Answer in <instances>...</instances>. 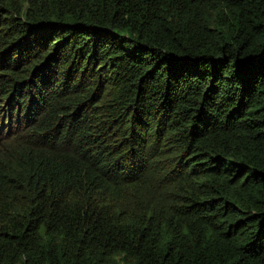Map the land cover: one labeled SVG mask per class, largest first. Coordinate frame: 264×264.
<instances>
[{
  "label": "trees",
  "instance_id": "trees-1",
  "mask_svg": "<svg viewBox=\"0 0 264 264\" xmlns=\"http://www.w3.org/2000/svg\"><path fill=\"white\" fill-rule=\"evenodd\" d=\"M0 264H264V0H0Z\"/></svg>",
  "mask_w": 264,
  "mask_h": 264
}]
</instances>
